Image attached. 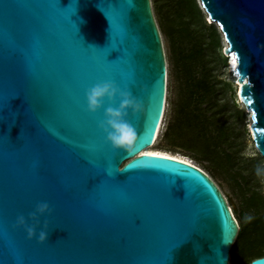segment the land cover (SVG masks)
Masks as SVG:
<instances>
[{
  "label": "water",
  "instance_id": "water-1",
  "mask_svg": "<svg viewBox=\"0 0 264 264\" xmlns=\"http://www.w3.org/2000/svg\"><path fill=\"white\" fill-rule=\"evenodd\" d=\"M197 3L233 55L264 160V0ZM102 81L143 104L125 117L138 134L131 152L113 149L98 127L119 97L87 110L86 90ZM166 92L151 0H0V264H233L239 225L213 178L141 152L156 138ZM39 202L52 211L29 239L13 225L19 215L31 225Z\"/></svg>",
  "mask_w": 264,
  "mask_h": 264
},
{
  "label": "trees",
  "instance_id": "trees-1",
  "mask_svg": "<svg viewBox=\"0 0 264 264\" xmlns=\"http://www.w3.org/2000/svg\"><path fill=\"white\" fill-rule=\"evenodd\" d=\"M159 28L167 40L169 119L165 145L180 149L200 163L212 178L226 180L243 197L240 223L230 262L247 264L264 255V196L255 190L253 175L243 163L246 112L229 101L228 82L217 78L213 62L225 59L220 33L207 22L196 0H151ZM253 160V159H251ZM245 210L253 215L243 221Z\"/></svg>",
  "mask_w": 264,
  "mask_h": 264
},
{
  "label": "clouds",
  "instance_id": "clouds-1",
  "mask_svg": "<svg viewBox=\"0 0 264 264\" xmlns=\"http://www.w3.org/2000/svg\"><path fill=\"white\" fill-rule=\"evenodd\" d=\"M113 100L119 97L117 107H107L104 109L105 119L99 122L98 127L103 130L105 140L109 142L113 149H122L126 152H131L138 140L136 128L125 119L128 115V110L131 109L133 114L138 113L142 109V103L137 100L128 90H121L112 81H102L92 85L85 92L87 110L95 112L102 106L104 98ZM258 173L261 171L257 170ZM52 209L47 202H39L35 206L33 212L29 213V219L33 221L31 225L26 223L23 215L17 216L13 227L24 226L27 237L31 239L36 235V227L40 224L39 217L46 213L50 214ZM250 219V217H246ZM48 221L45 220L42 230L39 231L37 240L44 242L48 238Z\"/></svg>",
  "mask_w": 264,
  "mask_h": 264
},
{
  "label": "rangeland",
  "instance_id": "rangeland-1",
  "mask_svg": "<svg viewBox=\"0 0 264 264\" xmlns=\"http://www.w3.org/2000/svg\"><path fill=\"white\" fill-rule=\"evenodd\" d=\"M202 13L204 15L205 21L208 24L209 19H207V15L203 11H202ZM154 15H155V13H154ZM155 18H156V22H157L156 15H155ZM157 24H158V22H157ZM161 38H162L163 48H164V52H165V56H166V60H167V92H166V102H165V107H164V113H163V116H162V119H161V122L159 125L157 138H156L152 148L167 152V153L172 154V155L184 157V158L188 159L189 161H191L193 164L197 165L198 167H200L201 169L206 171L205 168H203V165H205V162L204 163L197 162L196 160H194L190 156L185 155L186 153H184L180 149H171L170 147L165 145V141L163 139V134L165 132V129H166V126L168 123V119H169V115H168L169 104L167 101V96L169 93V91H168L169 61H168L167 40H166V38L162 32H161ZM225 46H226L225 42L223 41V39L220 35V49L217 50L215 54H221L223 56V58L225 59V63H223V61L220 58L219 59L214 58L215 59V61L213 62L214 71H215V74L219 80L224 81V82H228L230 84L231 89H229V87H226V94L230 99L229 101L231 102V100L234 99V103L236 104V106L241 108V107H243V105L237 96V86L235 84V78L233 77V74L231 73V71L229 69V65H228L229 59L223 51ZM249 123H250L249 114L246 112V117H245L246 130H245L244 139H243L244 149L242 151V155L246 160L243 163V166L245 167V170H246V168L249 170L252 168L253 169L255 168L256 172L253 175V182L255 183V190H257L262 196H264V160L259 155V153L257 152V150L254 146V143L252 140V135H251V132L249 129ZM251 159H253V160H251ZM258 169L261 170L259 173L257 171ZM246 172H248V171L246 170ZM213 180L216 182V184L220 188L222 194L224 195V197L228 203V206L230 207V210L232 211L233 216L236 218L238 225H239V223H240L239 210L241 209V207H243V203H242L243 197L241 196L239 190L237 188H234V189L231 188L230 185L228 184V182H226V180H223L221 178H213ZM262 213L264 214V209H263ZM252 215H253V213L251 210H245V212L243 214V218H242L243 221L247 220L246 217H250Z\"/></svg>",
  "mask_w": 264,
  "mask_h": 264
},
{
  "label": "bare ground",
  "instance_id": "bare-ground-1",
  "mask_svg": "<svg viewBox=\"0 0 264 264\" xmlns=\"http://www.w3.org/2000/svg\"><path fill=\"white\" fill-rule=\"evenodd\" d=\"M208 21H210V20H208ZM227 56H228V59H229V62H228L229 69H230L231 73L233 74V77L236 78V77H235L236 75H234V70H235V63H234V61H235V60H234V58H233V55L230 54V55H227ZM158 130H159V128H158ZM157 134H158V131H157ZM157 134H156V138H157ZM156 138H155V140H156ZM155 140H154V142H155ZM154 142L152 143L151 146L146 147V148L143 149L141 152H143V153H152V154H162V155H167V156L175 157V158L182 159V160H185V161H187V162L192 163L191 161H189L188 159H186V158H184V157L177 156V155H172V154H169V153L164 152V151H160V150H157V149H153L152 147H153V145H154Z\"/></svg>",
  "mask_w": 264,
  "mask_h": 264
},
{
  "label": "snow or ice",
  "instance_id": "snow-or-ice-1",
  "mask_svg": "<svg viewBox=\"0 0 264 264\" xmlns=\"http://www.w3.org/2000/svg\"><path fill=\"white\" fill-rule=\"evenodd\" d=\"M234 63H235V61H234Z\"/></svg>",
  "mask_w": 264,
  "mask_h": 264
}]
</instances>
